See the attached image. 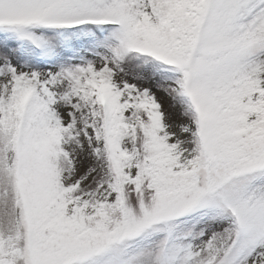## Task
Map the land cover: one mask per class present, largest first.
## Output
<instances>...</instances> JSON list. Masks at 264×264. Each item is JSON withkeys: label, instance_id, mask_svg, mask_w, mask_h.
<instances>
[{"label": "snow or ice", "instance_id": "6c2138e0", "mask_svg": "<svg viewBox=\"0 0 264 264\" xmlns=\"http://www.w3.org/2000/svg\"><path fill=\"white\" fill-rule=\"evenodd\" d=\"M0 264H264V0H0Z\"/></svg>", "mask_w": 264, "mask_h": 264}]
</instances>
